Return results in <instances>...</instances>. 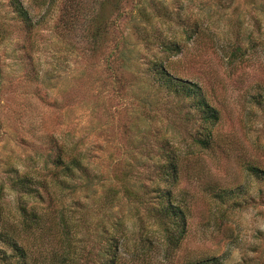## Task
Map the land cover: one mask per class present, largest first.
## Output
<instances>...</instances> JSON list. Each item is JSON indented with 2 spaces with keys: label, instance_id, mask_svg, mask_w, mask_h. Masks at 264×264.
<instances>
[{
  "label": "rangeland",
  "instance_id": "rangeland-1",
  "mask_svg": "<svg viewBox=\"0 0 264 264\" xmlns=\"http://www.w3.org/2000/svg\"><path fill=\"white\" fill-rule=\"evenodd\" d=\"M65 1L45 0L38 6L22 0L33 20H42L35 47L14 54L22 41L16 31L0 44V213L5 223H14L20 214L9 170L28 171L34 180L49 176L41 167L46 151L36 139L54 135L88 154L95 175L88 190L62 194L55 189L67 209L72 242L85 246L87 255L108 227L104 216L125 219L134 230L135 205L123 202L110 211L105 196L129 167L139 172L154 168L161 145L169 141L185 156L175 192L189 207L188 234L172 257L158 245L146 262L135 264H189L203 258L264 264V181L246 171L247 165L264 170V0H166L183 20L197 25L199 35L190 41L174 22L156 21V30L165 36H180L182 53L169 59L176 72L198 84L220 113L209 151L188 139L199 127L191 105L158 94L148 76L149 62L162 53L153 39L135 32L133 0H123L121 9L109 8L106 0H82L71 32L61 21ZM5 12L0 5L1 22ZM87 21L100 28L108 21L98 44L91 41ZM32 126L37 133H28ZM46 180L51 182V176ZM43 221L37 235L25 240L33 256L60 248V231L53 229L57 220ZM143 224L144 234L156 240L152 222L144 219ZM89 258L98 264L93 255Z\"/></svg>",
  "mask_w": 264,
  "mask_h": 264
},
{
  "label": "trees",
  "instance_id": "trees-1",
  "mask_svg": "<svg viewBox=\"0 0 264 264\" xmlns=\"http://www.w3.org/2000/svg\"><path fill=\"white\" fill-rule=\"evenodd\" d=\"M6 1V5L0 4L6 11L4 20L0 21V44L4 38L10 39L12 32L16 31L21 35L22 41L18 48H14V54L26 48L32 51L42 20L34 21L22 0ZM34 1L38 6H43L45 0ZM167 1L133 0L136 15L131 16V21L134 23L135 32L143 40L153 39L162 53L158 60L149 62L147 68L148 76L156 86L158 94L176 98L180 102L187 101L191 105L193 121L199 127L195 128L193 134L188 132V139L193 147L209 151L216 141L213 130L221 120L220 113L209 103L198 84L185 80L176 72L174 63L169 59L182 53L180 36L174 33L171 37L165 36L161 30H156V21L162 25L174 22L186 33L188 41L198 36L199 32L197 25H191L183 20L181 13L172 10ZM122 3L123 0H106L104 5L109 8L117 6L121 9ZM81 9L82 0H66L63 4L61 21L64 27L69 29L68 32H71L78 23ZM107 24L108 21L100 28L96 22L95 25L92 21L85 23L86 30L93 31L90 35L93 44H98V39L106 36L107 33L102 31ZM28 59L31 60L29 57ZM184 127L185 133L189 125ZM30 130L32 132L28 133H37V128L33 126ZM179 134L178 131L174 137H179ZM36 140L42 145L40 149L46 151L41 167L50 173L51 182L46 180L49 178L48 175L34 180V176L31 177L28 171L21 173L17 168L9 170L10 187L19 195L20 214L14 223H5L0 213L1 264H93L92 258H89L91 255L98 264H135L138 261L146 262L150 256L148 254L156 250L158 245L165 248L167 257H172L180 249L188 234L189 207L184 196H179L175 192L186 167L185 156L183 157L179 147L173 148V143L169 141L163 143L159 154L156 155L158 161L152 169L139 172L129 167L126 172L120 174L118 172L117 185L107 191L104 201L110 211L116 204L122 205L123 202L135 205L134 230L128 229L125 219H116L113 215L104 216L103 221L108 227H103L102 234L98 240L92 242L93 245L86 255L85 246L78 248L74 241L72 242L70 233L72 227L66 218L67 209L60 199L55 197V189L59 188L62 194L66 192L65 190L77 193V189L88 190L93 185L95 175L90 169L88 154L77 144L64 140L63 142L54 135L39 136ZM172 140L175 141L174 138ZM246 171L257 180L264 181V170L260 167L247 165ZM45 217L57 220V227L53 225V229L60 231L61 236L59 235L60 239L57 241L60 248H51L46 254L40 251L33 256L25 240L27 236L37 235ZM144 219L152 222V226L156 228V240L144 234L147 233V228L143 224ZM86 229L88 228L84 227V230ZM76 234H80V230ZM189 264L223 263L220 258H203Z\"/></svg>",
  "mask_w": 264,
  "mask_h": 264
}]
</instances>
